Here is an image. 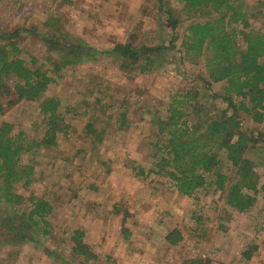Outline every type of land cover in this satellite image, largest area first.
<instances>
[{
    "label": "rangeland",
    "instance_id": "rangeland-1",
    "mask_svg": "<svg viewBox=\"0 0 264 264\" xmlns=\"http://www.w3.org/2000/svg\"><path fill=\"white\" fill-rule=\"evenodd\" d=\"M241 1L255 14L249 29L261 30L264 0ZM216 18L209 8L188 12L174 0H0V34L18 32L12 37L17 57L53 79L39 99L15 101L16 79L5 77L0 124L39 141L45 130L39 103L55 96L62 126L54 145L20 155V164L33 166L34 181L15 188L24 198L33 194L50 203L51 234L33 232L22 242L0 239V264H264V191L240 213L212 185L185 196L165 176L150 172L156 162L154 115L164 119L168 105L190 91L196 98L186 110L194 108L196 116L189 120L201 114L215 119L228 109L213 96L223 94L226 83L207 84L204 58L193 63L181 47L190 24ZM42 36L58 48L51 51ZM116 44L170 48L156 53L153 68L140 73L128 60L106 53ZM237 114L251 136L245 156L262 184L264 121ZM221 169L230 183L234 168L224 156ZM19 211L0 203V227L5 216ZM76 229L97 259L85 261L72 252Z\"/></svg>",
    "mask_w": 264,
    "mask_h": 264
},
{
    "label": "trees",
    "instance_id": "trees-1",
    "mask_svg": "<svg viewBox=\"0 0 264 264\" xmlns=\"http://www.w3.org/2000/svg\"><path fill=\"white\" fill-rule=\"evenodd\" d=\"M174 1L183 4V9L188 12L209 8L217 14L214 20L190 24L181 47L184 58L193 63L201 56L204 58L203 64L209 77L205 80L207 84L210 81L226 83L223 94L213 96L225 102L228 109L222 110L215 119L201 114L199 119L189 120L187 116H196L194 108L189 113L186 110L189 109L188 101L196 98L195 93L190 91L168 105L164 119L154 115L150 122L157 130L154 140L156 162L150 172L165 176L185 196L212 185L224 193L225 202L230 207L243 213L254 205L258 192L264 191V182L260 184L253 161L245 156L251 136L242 130L237 114L241 110L255 123L264 121V13L262 29L253 31L249 29V20L255 14L248 13L241 0ZM260 4L264 6L263 2ZM231 23L235 27L227 30ZM237 24L241 25L240 29H237ZM175 25L173 22V27ZM236 32L241 34L243 43L236 40ZM17 34H0V39L4 40L0 43V90L7 89L4 79L12 75L16 79L13 86L15 101H35L53 79L41 66L31 69L22 58L17 57L20 49L12 40ZM41 38L51 51L58 48L53 38ZM61 47L64 48L59 44ZM168 48L160 45L136 49L127 44H116L106 53L128 60L136 70L144 73L153 68L156 53ZM87 50V55L92 52L89 47ZM234 97L240 101L236 102ZM60 105V99L55 96L40 101L39 111L45 130L39 141L27 140L22 131L13 133L8 122L0 124V203L16 205L20 209L17 214L2 219L1 240L22 242L32 239L33 232L41 237L51 234L52 225L48 221L52 212L50 203L33 194L24 198L15 188L17 184L27 187L34 181L33 166L20 164V155L36 147L54 145L58 132L62 131ZM230 109L232 112L228 114ZM223 156L234 168V177L228 184L229 176L221 169ZM137 172L144 173L142 168ZM71 241L73 253L82 256L85 261L97 259V254L83 240L82 230H74ZM248 254L243 253L245 257Z\"/></svg>",
    "mask_w": 264,
    "mask_h": 264
}]
</instances>
